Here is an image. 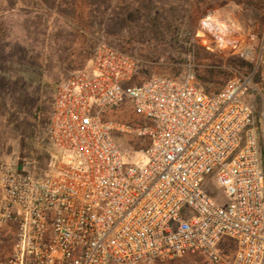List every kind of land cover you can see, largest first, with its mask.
Segmentation results:
<instances>
[{"label": "built area", "instance_id": "2783aa9c", "mask_svg": "<svg viewBox=\"0 0 264 264\" xmlns=\"http://www.w3.org/2000/svg\"><path fill=\"white\" fill-rule=\"evenodd\" d=\"M140 65L98 41L88 66L59 87L48 121L66 161L45 178L0 168V264L194 254L264 264V93L257 116L254 75L208 95L193 73L135 82ZM126 106L134 122L116 116ZM124 135L146 143L137 164L124 163ZM208 179L223 200L205 189Z\"/></svg>", "mask_w": 264, "mask_h": 264}, {"label": "rangeland", "instance_id": "374dc122", "mask_svg": "<svg viewBox=\"0 0 264 264\" xmlns=\"http://www.w3.org/2000/svg\"><path fill=\"white\" fill-rule=\"evenodd\" d=\"M100 40L141 61L135 82H183L209 65L221 67L226 81L253 74L249 102L260 113L263 0H0V168L45 178L66 161L47 154L48 121L59 87L88 66ZM116 116L135 121L129 106ZM116 142L126 166L142 159V139ZM204 187L223 200L212 179ZM140 264L212 263L194 254Z\"/></svg>", "mask_w": 264, "mask_h": 264}, {"label": "trees", "instance_id": "16d2710c", "mask_svg": "<svg viewBox=\"0 0 264 264\" xmlns=\"http://www.w3.org/2000/svg\"><path fill=\"white\" fill-rule=\"evenodd\" d=\"M249 67L252 68V65H249ZM139 70H138V73H139ZM194 75H195L196 83L198 84V86L203 88L205 93L208 95H215L219 93L223 89V87L228 83V81L224 79L222 80V78L226 76V73L223 71V69L221 67L217 68L214 65H209L207 67L197 69L196 74ZM47 148H48L47 154L48 156H50V158L51 157H58V158L61 157L60 153L52 145L49 138L47 141Z\"/></svg>", "mask_w": 264, "mask_h": 264}, {"label": "crops", "instance_id": "0c3cea01", "mask_svg": "<svg viewBox=\"0 0 264 264\" xmlns=\"http://www.w3.org/2000/svg\"><path fill=\"white\" fill-rule=\"evenodd\" d=\"M93 51H94V50H93ZM93 51L89 54V61H90V59H91V57H92ZM81 70H84V69H80V70H77V71H81ZM77 71H76V72H77Z\"/></svg>", "mask_w": 264, "mask_h": 264}]
</instances>
